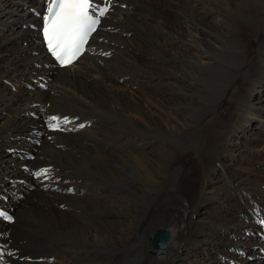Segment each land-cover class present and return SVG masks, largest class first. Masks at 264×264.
Instances as JSON below:
<instances>
[{
    "label": "bare ground",
    "instance_id": "bare-ground-1",
    "mask_svg": "<svg viewBox=\"0 0 264 264\" xmlns=\"http://www.w3.org/2000/svg\"><path fill=\"white\" fill-rule=\"evenodd\" d=\"M25 1L36 11L45 2ZM120 1L127 7L117 6L107 21L111 29L105 33L99 30L95 36L93 45L106 55L86 59L85 54L74 66L56 72L46 69L49 60L36 30L6 33L12 17H0V79L6 81L0 87V197L6 199L18 217L7 228L10 237L6 241L20 250L21 257L43 260L22 264H196L202 257L212 264H263L257 250L261 242L254 237L259 231L254 216L259 212L253 209L264 205V163L255 164L262 171L251 169L252 174L259 175L257 179L240 176L244 173L238 171L249 170L240 160L252 159L242 157L241 151H231L224 141L228 136L220 130L225 128L223 125L250 122L248 117L258 112L249 104L253 88L237 91L235 80L238 75L246 76L237 72L240 67L251 66L244 52L243 29L263 28L264 8L259 0L254 5L249 0ZM189 1L194 4L189 5ZM28 3H23L28 10L23 16L15 15L14 20L26 18L35 25L31 27H37L40 20L37 14L30 13ZM8 4L18 7L13 2ZM238 17L240 22L236 21ZM124 29L128 32L123 33ZM20 36L26 45L8 42V38ZM231 43L234 45L229 47ZM129 49H145L152 57L160 56L161 62L140 59L135 52L129 55ZM124 53L125 57L119 56ZM20 62L21 65L16 64ZM39 65L43 67L38 69ZM260 70L259 79L264 78V65ZM35 74L36 79L28 80L25 89L24 79ZM121 74L135 76L144 90L121 86L114 79ZM43 77L53 78L49 91L37 86ZM12 83L19 88L16 93L9 87ZM32 83L36 89H29ZM245 91L246 116L239 108L217 113L232 93L233 101L241 103ZM15 95L20 99L13 100ZM256 102L264 105V95ZM37 103L46 104V117L72 119L65 132L44 133L41 148H35L31 138L13 140L28 136V129L41 128L45 117L27 116ZM91 123L90 128L71 131L77 125ZM199 127L206 129L204 143L198 138ZM228 130L226 127L225 132ZM128 131L133 134L126 144L138 149L115 151L117 140ZM212 133L214 139L210 137ZM139 135L145 141L140 143ZM247 136L248 140L237 142L252 146L264 141V129L250 131ZM154 139L161 141L158 149H151ZM230 145L237 148L233 142ZM139 146L151 150L142 151ZM4 147L6 151L2 150ZM238 149L243 151L241 146ZM28 151L36 152L34 162L21 161L17 155ZM232 153L241 158H230ZM220 155L225 157L222 165L228 175L221 176L216 167L214 160L217 156L221 160ZM190 158L197 159L193 162L197 167L194 174L184 165ZM25 166L47 170L48 181H34L25 173ZM232 172L239 174L234 178ZM178 173L182 176L174 178ZM215 173L213 178L222 183L210 188V196L205 199L203 193L201 204L215 201L217 208L222 205L243 225L228 219L225 212L209 211L211 208L203 206L208 211L202 212L198 203L192 209ZM23 184L36 188L28 191ZM225 186L233 194L229 201L212 199L213 191ZM116 188L120 190L115 192ZM70 189L74 195L68 194ZM15 190L23 193L24 199L18 198L20 194H15L16 199L9 198L7 192ZM197 211L201 213L199 220L211 217L219 227L212 223L191 224L190 216L192 219ZM3 229L0 226V233ZM159 229L171 233L163 249L151 245ZM212 232H221L217 236L222 238L216 236L217 242L209 241ZM244 233L247 239H242ZM217 243H224L222 252L216 251Z\"/></svg>",
    "mask_w": 264,
    "mask_h": 264
},
{
    "label": "rangeland",
    "instance_id": "rangeland-1",
    "mask_svg": "<svg viewBox=\"0 0 264 264\" xmlns=\"http://www.w3.org/2000/svg\"><path fill=\"white\" fill-rule=\"evenodd\" d=\"M7 1H8V3L13 2L14 4H17L18 7L14 8L16 6H11L12 4H8V3L7 4H3L2 1L0 0V17L2 15H6V14H10L11 17H12L11 18L12 21L6 27V33H10L11 31L15 32V31H18L20 29H25V30L32 29L31 26H35V25H32V24L28 23L26 21V18L17 17L16 20H14L15 19V17H14L15 15L18 14L20 16H23V14L28 10V8L23 7V5H24L23 3H25V2L28 3V2L25 1V0H7ZM245 1H248V0H245ZM257 1L258 0H249L248 2H250V5H254V4H257ZM259 1H260V6L264 8V0H259ZM193 4H194L193 1H189V5H193ZM27 6L30 7L29 3H28ZM174 9L177 10L178 8L174 7ZM261 11L263 13L264 9L261 10ZM112 17H116V16H112ZM206 20H209V17ZM236 21L240 22V18L238 17ZM250 22L252 23L253 20H251ZM25 23H27V24L24 25ZM170 24L172 26H174V22L173 21H171ZM261 29H259V31H257V29H255L256 31L249 30L248 28H244L243 29L242 37H243V40H244L243 42H244V46H245L244 52H245L246 57L247 58L249 57L248 59H250L249 62L251 64V66H248L247 68L245 66L240 67L239 68L240 70L238 69L237 72H240L242 74L246 73V76L242 77V76L238 75L236 77V80H235V87H236L237 91H239L240 89H246L247 90V89L253 88L252 91L250 92L251 97L248 98L249 101H250L249 104L251 103V105H254L253 106L254 110L258 109V112H255L252 116L248 117L249 119H251L250 122L248 120H245V122L242 124V122L244 121L243 120L242 122H240L238 124H234L233 123V125H230V124L223 125L225 128L228 127V129H229L228 132H225V128H222L221 129L222 131L220 130L221 133L223 132L222 133L223 136H228L227 139L224 138V141L228 144V147H229V149H231V151H241L240 155L242 157H249L254 162L253 164H249L248 162L251 163L252 161L244 160L243 158L240 160L241 165L244 166V167H247L249 169V170H245L244 169V170L238 171V172H243L244 173V174H240V176H242V177L249 176L250 179L251 178L257 179L258 178L257 176H259V175L252 174L251 169H257L259 171H262V169L260 167H258L257 165H255V164H260L261 165V163H264V160L262 159L264 157L263 156L264 155V141H257L255 145L249 146L248 144H245V143L244 144H239L237 142V140L238 139L239 140H242V139L243 140L244 139L248 140L249 137L247 135H248V133L250 131H258V130H261L262 128L264 129V105H263V103L256 102L261 96L264 95V87H263L264 78H260V79L258 78V77H261V75H260V72H261L260 67H261V65H264V54H263L264 53V26ZM122 32L126 33V32H128V29H124ZM128 36L130 37L131 35H128ZM98 37H100V36H98ZM204 38L205 37H203L202 39H204ZM8 42L11 43V44H14L16 46L26 45L25 44L26 40H25V38L23 36H20V37H17V38H12L11 40L8 38ZM233 45H234L233 43L228 44L229 47L233 46ZM172 47H174V46H172ZM240 49L242 50V48H240ZM133 52H135L140 59H143V60L150 59L151 60L153 58L155 62H157V63L161 62V57L160 56L152 57L151 53L149 51L145 50V49H141V50L129 49L128 50V54L129 55L132 54ZM119 56H122V57L124 56L125 57L126 55L124 53V55H119ZM87 58H89V56L86 57V59ZM21 63L22 62L16 63V64L17 65H21ZM42 67H43V65H39L38 69H40ZM258 71H259V73H258ZM32 73H34V72H32ZM121 75L122 76L120 78H114V77L113 78L117 82H119L120 85L123 86L124 88L133 89L134 91L144 90L143 89V83L138 81L135 76L132 77V76H124L123 74H121ZM246 78H247V80H246ZM31 79H36V74H35L34 77H31V78L27 77V78L24 79L23 86H24L25 89H26V87H25L26 82L28 80L31 81ZM5 84H6V81L3 78H1L0 79V87L2 85H5ZM11 86H12L11 91L13 93H16L19 90L18 86L15 85L14 83H12ZM30 86L32 87V89H36V84L35 83L30 84ZM13 88H15V90H13ZM245 93H246V97L243 98V95H242V99H240V102L242 104L241 103L238 104V103L234 102L235 101V95H234V93H232L229 96V98H227L226 101L221 104V108H220L219 112H217V113H221V112H224V111L227 112L229 110H233L235 108H239L238 110H240L242 112V114L244 113V115L246 116V110H247V107H246L247 99L246 98H247L248 94H247V91H245ZM9 96H11V95L9 94ZM12 98H13V100H19L20 99V97L18 95L12 96ZM193 103L197 104L196 101H194ZM202 103H204V102H202ZM241 118L243 119L244 117H241ZM212 125L218 126V124H216V123H214ZM201 128L202 127L198 128V138H199L200 141H202L204 143V139L206 138L207 134H206V129L204 127L202 129ZM28 131H30V130L28 129ZM132 134H133L132 131H128L126 133H123L120 136V138L117 140V144H115L117 146L115 151H122V153H126L124 151H135V150H137L138 147H137V149L134 150V148L132 146L126 144V142H125L128 138H130L132 136ZM213 134L214 133H212L211 136H210L212 139H214V135ZM137 139H139L140 143L145 141L144 137L141 136V135H139L137 137ZM159 142H161V141L158 140V139H154L153 141H151V143L154 145V147H152L151 149H154L155 146L158 149V147L161 146V145H159ZM232 142H233L234 145L237 146V148H235L233 145H230V144H232ZM204 146L205 145H203L202 148H204ZM238 146H241L243 148V151L239 150ZM139 147H141V146H139ZM146 149H147L146 147H143V146L141 147L142 151H150L151 150V149H149V150H146ZM48 151H51V150H48ZM250 151H256L260 155H258V154H257V156L253 155V154L250 153ZM220 156H221V160H220L219 156H217L215 158V160H214V162L216 164V167H218V170L221 172V176H223V174L228 175V173L223 168V165L225 163V157L223 155H220ZM229 157L230 158H237V159L241 158L240 156H236L234 153H232ZM196 160L197 159L190 158V159L186 160L185 163H184L185 168L189 172L191 171L190 172L191 174L194 171H196V169H197V167L193 164V162L195 163ZM245 165H247V166H245ZM238 172H235V173L232 172L231 175L234 178H236L238 176V174H239ZM179 176L181 177L182 175L180 173H178L177 175L174 176V178L175 177H179ZM213 177H216V173L214 175H212L207 180V183H206L207 188L203 190V192L198 196L197 199H195V201L193 202V205H192V209H195L196 208L195 206L198 203V204H200L198 209H202V212L208 211V210H203V208L209 207V208H211V209H209V211L227 213L225 210H223L222 205H219V207L217 208L215 206L216 205L215 201H211V202H209L208 205H204V206H203V203L201 204L202 199H200V198L203 195V193H205V196L203 197L205 199L207 196H210V194L208 193L210 188L216 186L217 184L222 183V181L217 183L216 182V178H213ZM13 179L15 180V178H13ZM34 181H36V180H34ZM213 182L215 184H213ZM223 182H225V181H223ZM8 183L14 184V183H11L10 181H8ZM15 185L18 186V185H21V184L15 183ZM92 188H93L94 191L96 190L95 186H92ZM221 188H222V190L213 191L214 194H212L211 196H214V197H212V199L218 200L220 202H223L224 200H227V199L229 201V199L233 196V194L228 192L226 186H225V189H224V187H221ZM119 190H120L119 188H116L115 192H118ZM15 191L7 192L9 198H14L15 194H23L21 192H18L17 190H15ZM73 191H74L73 189H70L68 191V194L74 195L75 192L73 193ZM63 194L65 195V193H63ZM64 195H62V196H64ZM85 196H90V195L85 194ZM208 198H210V197H208ZM14 199H16V198H14ZM188 205L191 206V201L188 203ZM202 206H203V208H202ZM229 210L230 209L228 208L227 211H229ZM196 214H195V216H192V219H191V216H190L191 224L196 222L197 225L211 226V223H212V225L219 227V225L216 222H214L211 217H207V219L201 218L199 220L201 213L199 214L198 211H197ZM227 215L229 216L228 219H231V220L235 219L234 217L230 216L229 213H227ZM202 220L205 221L204 224H202V222H201ZM229 222L230 221H228L226 224H229ZM235 222H236L237 225H243V224L239 223L236 219H235ZM193 228L195 230H201V228H198V227H195V226H193ZM245 230L246 229H242L241 231L245 232ZM151 233H152V231H151ZM220 233L221 232H218L217 235H219ZM209 234H210V232H209ZM217 235H215V233L212 232L211 233V239H209V241L212 242L215 239L214 241L217 242V240L215 238ZM217 237H220V236H217ZM220 238H222V237H220ZM239 238L241 239V237H239ZM244 238L247 239V235L245 233H244V237L242 239H244ZM222 244H224V243H221V244L217 243L219 248L215 247V248H218V249H216V251L218 250L219 252H222V250H220V248L223 247ZM193 257L196 258V255H193ZM204 257L207 258L206 253H204ZM254 260H257V259H254ZM51 261H55V260L52 259ZM200 263L201 264H212V263H209L208 261H206L205 259H203V257L200 258V260L196 264H200ZM249 263L250 262H247L245 264H249Z\"/></svg>",
    "mask_w": 264,
    "mask_h": 264
},
{
    "label": "snow or ice",
    "instance_id": "snow-or-ice-1",
    "mask_svg": "<svg viewBox=\"0 0 264 264\" xmlns=\"http://www.w3.org/2000/svg\"><path fill=\"white\" fill-rule=\"evenodd\" d=\"M105 3L110 5L111 0H105ZM108 11V6L97 11L94 0H47L46 11L42 17V33L49 51L61 66L72 64L85 51V45L96 31L100 17L105 16ZM56 119L52 118L54 121ZM50 126L56 128L58 125ZM37 176L46 177L47 170L37 173ZM0 216L9 221L12 219L2 211Z\"/></svg>",
    "mask_w": 264,
    "mask_h": 264
}]
</instances>
